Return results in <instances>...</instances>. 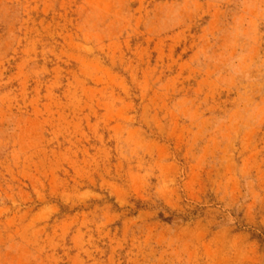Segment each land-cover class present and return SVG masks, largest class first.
Masks as SVG:
<instances>
[{
    "label": "rangeland",
    "instance_id": "1",
    "mask_svg": "<svg viewBox=\"0 0 264 264\" xmlns=\"http://www.w3.org/2000/svg\"><path fill=\"white\" fill-rule=\"evenodd\" d=\"M0 264H264V0H0Z\"/></svg>",
    "mask_w": 264,
    "mask_h": 264
}]
</instances>
